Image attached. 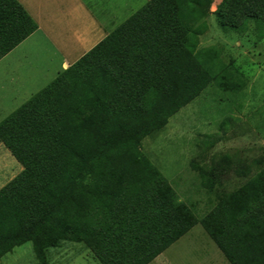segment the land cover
Masks as SVG:
<instances>
[{
  "label": "trees",
  "instance_id": "obj_1",
  "mask_svg": "<svg viewBox=\"0 0 264 264\" xmlns=\"http://www.w3.org/2000/svg\"><path fill=\"white\" fill-rule=\"evenodd\" d=\"M214 1L149 0L0 122L22 165L0 189V262L32 243L48 264L71 242L99 264H150L200 224L229 264H264V160L192 164L215 194L199 217L141 151L211 82L230 90L218 52L200 48L211 14L225 32L264 37V0ZM37 30L18 0H0V60ZM231 171L243 180L226 191Z\"/></svg>",
  "mask_w": 264,
  "mask_h": 264
},
{
  "label": "rangeland",
  "instance_id": "obj_2",
  "mask_svg": "<svg viewBox=\"0 0 264 264\" xmlns=\"http://www.w3.org/2000/svg\"><path fill=\"white\" fill-rule=\"evenodd\" d=\"M148 1L139 0L137 11ZM221 1L215 0L211 11L216 10ZM121 19L120 23L127 17ZM206 24L207 29L200 37V48L218 52L217 64L230 74L227 76L221 71L220 75L230 90L211 82L196 99L174 114L162 130L146 137L141 144L143 154L167 178L179 199L195 206L199 217L213 207L215 194L201 187L192 164L209 165L225 154L247 165L264 160V37L255 31L225 32L212 14ZM63 35L73 46L72 37L82 34L66 32ZM89 37L85 32V38ZM40 39L0 60V122L61 71L60 62L68 51L55 49ZM77 51L81 50L75 48ZM21 170L22 165L4 145H0V189ZM242 180L231 171L224 177L222 188L234 190ZM62 249L69 252L63 258L67 264H99L83 243L71 242L49 249L48 259L53 264ZM35 259L32 243H26L15 248L1 262L26 264ZM150 264L229 263L203 227L197 224Z\"/></svg>",
  "mask_w": 264,
  "mask_h": 264
},
{
  "label": "crops",
  "instance_id": "obj_3",
  "mask_svg": "<svg viewBox=\"0 0 264 264\" xmlns=\"http://www.w3.org/2000/svg\"><path fill=\"white\" fill-rule=\"evenodd\" d=\"M18 1L36 21L38 30L8 55H11V53L27 43H37L39 38H41L40 40L46 41L47 44H51L55 49L62 48L68 51L66 55H63V59L60 62L61 71L74 64L89 50L107 37L123 22L120 23L119 21L122 20V17L128 18L135 13L139 2V0ZM65 31L67 33L74 32V34L78 33L82 35H78L75 38L72 37L74 45L71 46L70 42L63 35L66 33ZM85 32L90 36L89 38H85ZM38 35H40V37ZM75 48H79L81 51H77L76 53ZM35 59L39 60L37 56H35ZM60 253L62 254H57L55 256V264H67V261H64L63 258L64 256H67L66 254L69 252L67 250L63 251L62 249ZM35 260L36 261H28L26 264H40L37 258ZM48 261V264H53L50 260ZM0 264H2V262H0Z\"/></svg>",
  "mask_w": 264,
  "mask_h": 264
}]
</instances>
